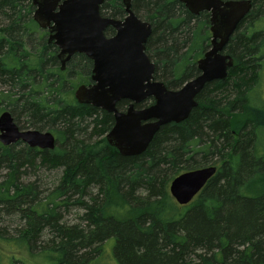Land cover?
Segmentation results:
<instances>
[{"label":"trees","instance_id":"obj_1","mask_svg":"<svg viewBox=\"0 0 264 264\" xmlns=\"http://www.w3.org/2000/svg\"><path fill=\"white\" fill-rule=\"evenodd\" d=\"M250 3L224 49L234 60L226 79L206 84L188 118L162 126L144 153L124 157L105 138L112 115L74 98L90 83L88 59L75 55L61 70L31 0H0V114L56 139L52 151L0 144V215L22 223L3 239L45 264H99L110 239L117 264H264V0ZM131 10L152 28L145 52L154 80L177 90L194 79L210 46L207 13L194 16L176 0H132ZM100 15L122 20L121 0H104ZM210 166L217 172L199 194L177 204L171 180ZM41 168L62 169L50 190L30 180ZM73 206L87 228L61 223ZM46 231L56 243L37 247Z\"/></svg>","mask_w":264,"mask_h":264},{"label":"water","instance_id":"obj_2","mask_svg":"<svg viewBox=\"0 0 264 264\" xmlns=\"http://www.w3.org/2000/svg\"><path fill=\"white\" fill-rule=\"evenodd\" d=\"M197 15L210 13V47L196 67L199 74L177 90H168L154 80L155 65L145 52L151 25L140 20L131 10L132 0H121L125 17L122 20L100 15L104 0H31L35 7L33 21L48 32V42L59 50L61 70L75 54L92 61L91 83L74 92L79 104L90 105L112 115L113 126L105 138L119 155L133 157L146 151L162 126L180 123L197 106L196 97L202 88L216 80H224L234 60L224 53L230 36L251 8L249 0H178ZM111 28L112 36H105ZM153 104L142 109L135 106L147 99ZM129 102L125 111L116 105ZM22 142L30 148L52 151L54 135L48 131L20 130L8 111L0 114V144L8 147ZM210 166L179 174L168 191L177 204H189L215 175Z\"/></svg>","mask_w":264,"mask_h":264},{"label":"rangeland","instance_id":"obj_3","mask_svg":"<svg viewBox=\"0 0 264 264\" xmlns=\"http://www.w3.org/2000/svg\"><path fill=\"white\" fill-rule=\"evenodd\" d=\"M262 81L259 86V91L261 93V99L264 100V70L262 72ZM6 88H1L0 91H6ZM22 124V119L19 120ZM20 125V124H19ZM21 126V125H20ZM24 126V125H23ZM25 127V126H24ZM22 130L24 128L21 126ZM94 141V140H93ZM62 169H55L48 171L46 169L41 168V170L36 171L35 177H30V180H37L39 182V186L46 191L50 190L51 188L55 187L58 179L61 175ZM4 172H1L3 174ZM1 181V179H0ZM62 218L61 223L65 224L66 226H79L81 228H87V221L82 219L84 215L83 211L76 207H69L67 212L61 210ZM22 223L16 217L10 218L5 215V212H2L0 215V264H11L13 261L14 264H17L18 261L24 262L26 264H45V261L41 260L40 256L30 257V254L25 252L24 250L16 247L14 244H10L6 242L5 238L14 237L17 233L21 230ZM56 240L53 238V235L50 232H45L42 235L40 243L37 247H42L46 244H49L50 241ZM113 247H114V240H108L102 249V256L104 258L101 259L99 264H117L113 258ZM31 253H35V250L31 251Z\"/></svg>","mask_w":264,"mask_h":264},{"label":"flooded vegetation","instance_id":"obj_4","mask_svg":"<svg viewBox=\"0 0 264 264\" xmlns=\"http://www.w3.org/2000/svg\"><path fill=\"white\" fill-rule=\"evenodd\" d=\"M178 3H180L182 6H183V8L186 10V11H188L189 12V10L185 7V5L184 4H182L181 2H179L178 0H176ZM221 2H223V3H226V2H228V1H234V2H236V0H220ZM250 1V0H249ZM32 6V5H31ZM32 8H33V12H32V16H31V18H32V20H33V13H34V11H35V7L34 6H32ZM190 13V12H189ZM201 13H207V15H208V20H209V27H210V13L209 12H199V14H197V15H194V14H192V13H190V14H192V15H194V16H198V15H200ZM238 26V25H237ZM237 28V27H236ZM236 30V29H235ZM46 34H47V36H46V44L47 45H53L55 48H56V50H57V52H56V59L58 60V62H59V64H60V69H61V63H60V59L58 58V53H59V50H58V48L53 44V43H49L48 42V38H49V36H48V32L46 31V30H43ZM75 55H83V54H75ZM75 55H73V56H75ZM72 56V57H73ZM84 56V55H83ZM85 57V56H84ZM88 59V58H87ZM88 61L90 62V66H91V73H92V61H90L89 59H88ZM68 63V62H67ZM90 84H92L91 83V74H90V83L88 84V85H85V86H89ZM125 111V110H124ZM123 112V111H122ZM18 127V126H17ZM19 128V127H18ZM22 130V129H21ZM22 131H25V130H22ZM18 142H20V141H18ZM18 142H16V143H18ZM15 143V144H16ZM20 143H22V142H20ZM24 144V143H23ZM14 145V144H13ZM24 145H26V144H24Z\"/></svg>","mask_w":264,"mask_h":264},{"label":"bare ground","instance_id":"obj_5","mask_svg":"<svg viewBox=\"0 0 264 264\" xmlns=\"http://www.w3.org/2000/svg\"><path fill=\"white\" fill-rule=\"evenodd\" d=\"M241 21H242V20H241ZM241 21H240V22H241Z\"/></svg>","mask_w":264,"mask_h":264}]
</instances>
